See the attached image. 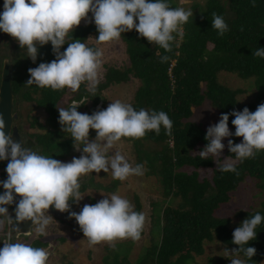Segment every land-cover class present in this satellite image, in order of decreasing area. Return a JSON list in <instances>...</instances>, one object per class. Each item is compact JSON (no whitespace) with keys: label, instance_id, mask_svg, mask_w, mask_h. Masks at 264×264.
Listing matches in <instances>:
<instances>
[{"label":"trees","instance_id":"1","mask_svg":"<svg viewBox=\"0 0 264 264\" xmlns=\"http://www.w3.org/2000/svg\"><path fill=\"white\" fill-rule=\"evenodd\" d=\"M2 2L4 0H0L3 8ZM168 2L172 7L191 8L193 12V16L182 26L184 37L179 42V47L173 43L172 51L165 52L158 45L150 44L140 37L134 29L122 33L119 40L124 45L126 63L118 68L106 67L95 96L81 84L80 89L72 92L69 98L71 102L88 100L90 106L87 114L91 115L94 111L106 109L103 97L99 95L102 89L125 82L132 76L138 80L130 102L133 108L137 111L141 108L165 111L173 122L171 136L166 135L161 126L159 135L150 131L141 139L123 138L130 142L134 151V165L144 164V175L155 178L160 194L158 199L149 201L147 242L133 264H195V257L203 254L205 243L216 240L225 248L235 249L238 246L232 243L234 229L257 212L264 216V197L255 209L235 211L233 216L238 221L233 225L230 217L215 213L221 204L229 200L230 192L246 177L254 179L255 186L260 192H264V151L257 152L255 158L236 161L235 155L228 151L227 142L231 139L234 144L238 143V137H227L225 154L235 160L239 175L234 172L221 173L217 165L212 167L211 156L203 160L195 154V149L200 151L207 143L204 139L207 127L191 119L192 108H198L202 104L214 111L219 119L223 113L241 111L245 107L254 112L259 104L264 103V59L252 55L257 47L264 48V0H255V7L252 6V0H191L187 6L179 0ZM2 11L3 9L0 12ZM213 12L221 15L228 24L229 30L222 37L211 26ZM88 35H92L94 39L98 36L94 22L80 24L69 33L68 41L73 38L86 43ZM177 40L179 41L178 36ZM86 44L95 47L93 44ZM37 47L35 63L19 47V51L13 49L8 54L0 51V63L2 59L8 60L13 110L16 111V104L22 99L33 102L45 113L43 122L35 116L31 117L28 127L36 132H29L27 135L34 137L38 144L34 147L26 142L27 147L58 160L72 148L71 137L60 142V136L63 135L64 139L68 134L61 130L57 110L65 89L53 91L35 84H26L30 78L29 68L55 59L50 42ZM66 47L67 44L63 45L61 51ZM163 55H168L170 59L161 63ZM220 71L235 73L240 78L252 77L253 99L238 101L236 96L240 89H230L219 83L217 73ZM16 118L18 120L20 117ZM232 119L234 117L229 115V130L234 133ZM54 124L56 125L53 127ZM46 128L52 130L47 138L46 133H43ZM50 137L54 139L51 143ZM59 144L61 147L57 151ZM182 167L190 170H182ZM197 168H211L210 179H198ZM90 182L91 177L87 179V183ZM115 185V181L110 185L114 188L112 193ZM84 186H87L86 183L82 184L80 191ZM95 187L100 186L95 184ZM131 200L134 210L140 211L139 196L133 194ZM95 203V200L90 201V204ZM0 238H5L4 233ZM26 239V236L21 235L17 240L14 238V242H25ZM131 243L129 239L118 241L116 250L107 246L110 254L103 257V263L129 264ZM30 244L41 247L46 242L37 237ZM247 246L256 249V254L251 260H247V264H264V221L257 226L256 238L249 241L245 247ZM241 258L247 259L242 254ZM204 264H227V260L221 256H208Z\"/></svg>","mask_w":264,"mask_h":264},{"label":"clouds","instance_id":"2","mask_svg":"<svg viewBox=\"0 0 264 264\" xmlns=\"http://www.w3.org/2000/svg\"><path fill=\"white\" fill-rule=\"evenodd\" d=\"M255 7V0H252ZM91 13L92 20L88 21ZM193 16L191 8L172 7L168 0H4L0 12V32L11 36L20 48H26L27 55L35 63L38 45L51 43L55 56L51 62H41L29 68L27 85L50 88L53 91L65 88L76 92L82 83L93 96L101 81V48L90 47L80 39L68 41L69 33L82 20L94 22L98 36L97 44L111 43L121 38L122 33L133 29L150 44H156L165 52L172 51V44L183 40V25ZM211 26L219 36L229 30L221 15L211 13ZM243 30V29H241ZM174 33L176 34L174 36ZM179 37V41L177 40ZM67 44L64 51L61 47ZM254 57L264 59V48L257 47ZM170 59L160 58L161 63ZM84 101H73L68 108L57 107L59 124L63 132L69 133L72 147L82 154L70 162L39 154L31 148L14 142L11 133L5 134V121L0 116V161L8 160L7 179L0 181L4 192L0 194V230L7 224L6 239L0 248V264H47L49 252L30 243L14 242L13 233L19 232L18 222L30 220L36 225L35 231L44 234L53 219L48 210L54 207L68 212L74 218L88 247L101 243L116 250L118 241L131 239L139 241L146 224V214L134 210L129 199L112 193L95 204H84L79 213L70 211L69 201L79 203L81 195L80 177L93 172H111L114 180L125 181L130 176H142L146 171L143 163H132L120 151L110 154L122 138L141 139L154 131L159 135L161 126L165 134L172 135V120L165 111L135 110L130 103L117 99L104 110L91 115L77 109ZM229 115L235 132L229 130ZM95 130V139L89 142V132ZM235 135L242 137L240 143L228 139V151L235 160L243 162L255 158L264 151V103L254 112L247 107L241 111L221 114L219 121L206 129V145L198 154L201 159L215 157L217 169L223 172L239 173L230 156L220 159L225 148L224 138ZM80 144L83 147H77ZM20 199L15 207V219L8 215L7 205ZM264 221L259 212L244 219L232 233V243L238 247L225 249V257H232L231 264H247L256 254L254 247H245L256 238V228ZM243 257L247 259H242Z\"/></svg>","mask_w":264,"mask_h":264},{"label":"rangeland","instance_id":"3","mask_svg":"<svg viewBox=\"0 0 264 264\" xmlns=\"http://www.w3.org/2000/svg\"><path fill=\"white\" fill-rule=\"evenodd\" d=\"M191 0H179L180 3H183L187 6ZM201 2L202 0H197ZM3 3V2H2ZM2 6H0L1 11ZM91 13L88 14V21H91ZM87 23L82 20L80 24ZM86 43L93 44L96 48H101L103 50L102 57V68H101V81L103 79V72L105 71L107 66H112L115 68L121 67L126 63L127 57L124 52V45L120 40L112 41L111 43L105 44H97L94 37L92 35H88L86 38ZM210 47V44H207ZM20 46L11 36L0 32V51L8 54L11 50L19 51ZM18 48V49H17ZM22 52L27 54L26 48L22 49ZM14 55V53H12ZM28 56V55H27ZM31 59V58H30ZM218 82L222 85L230 88V89H240V92L237 93L236 98L238 101L244 102L253 99L254 96V88H253V78H240L237 74L231 72L220 71L217 73ZM86 89V83H82ZM138 85V80L134 77H130L125 82H119L117 84H111L106 88L102 89L99 92V95L103 97V106L107 108V106L114 100H121L125 103H130L133 97V93L135 88ZM72 95V91L65 88V93L62 95L61 104L59 107L68 108L71 105L69 100ZM69 100V101H68ZM80 102V101H79ZM18 111L20 112V129L24 131L25 142H29L30 145L36 147L38 141L33 139L34 137H30L31 135H27L29 132H36L35 129L29 128L28 123L31 120V117L35 116L39 119L40 122H43L45 118V113L42 108L37 107L31 101H24L20 99L18 101ZM90 103L88 100H85V103L80 105L77 109L80 113H88V108ZM58 107V108H59ZM96 110V108H95ZM193 115L191 119L195 122H200L203 127H209L214 125L219 121L217 115L214 111L210 110L206 104H202L198 108H192ZM56 124L53 125V127ZM40 132V131H39ZM45 137H49L51 135L52 130L46 128L43 133ZM96 132L95 130H90L89 132V142L95 139ZM27 137V138H26ZM51 138V137H50ZM61 138V139H60ZM60 142L66 141L67 138H70V134L68 133L64 139L63 135L60 136ZM54 139H50V143ZM242 141V137H238V143ZM222 143L226 148V138L222 140ZM40 145V144H39ZM66 145V144H65ZM64 145V146H65ZM73 145V140H72ZM77 147H83V145L77 144ZM50 147V145H48ZM60 144L57 146L56 150H60ZM42 148V146H41ZM225 148L221 153L220 159L223 160L226 156ZM115 151H120L130 163L134 166V158L133 150L130 142L125 141L123 138L120 142L116 144V146L110 150V154ZM77 152V153H76ZM195 153L199 151L195 149ZM82 154L81 151L75 150V148H71L70 151L63 158L58 159L62 162H70L73 157H79ZM212 157V156H211ZM215 157H212V167L216 166ZM235 161L234 159H232ZM182 170L189 171L190 168L182 167ZM211 176V168H197V177L198 179L206 178L210 179ZM91 177V184L87 183V179ZM111 172L103 173L101 171L99 174L93 172L92 174L84 175L80 177V184L84 186L82 189L81 195H84L83 199L79 201V203H73V209L75 212L79 213L84 204H90L91 200H95L96 203L105 198L104 196H109L112 194L114 188L112 185L113 181L117 183L115 185V191L113 193H118L119 195L129 199L132 203V195L137 194L139 196V201L141 204V210L146 214L147 220L144 227V230L141 234V239L139 241H132L130 245V251L128 254L129 264H133L137 256L140 254L143 247L146 245V236L149 228V212L150 206L149 201L158 199L160 197L159 189L157 187L155 178L153 176H130L125 181L112 180ZM255 180L249 177H246L242 182L238 184V186L230 192V197L227 202L221 204L220 207L216 210V214L218 216L230 217L231 225L238 221L237 217L233 216L234 212L237 210H246V209H255L258 207L259 202L264 197V192H260L258 187L255 186ZM90 184V185H89ZM95 184H99L100 187H95ZM111 191V192H110ZM104 195V196H103ZM133 204V203H132ZM54 218V217H52ZM36 228V227H35ZM1 231V230H0ZM40 238L45 241L46 244L41 246L49 252V260L47 264H104L103 257L107 254H110V250L106 249L108 246L107 243H101L94 247H88L86 240L83 237V233L79 229V225L76 223L69 224L67 222H61V224L57 221V218L52 219L47 230L44 234H38L36 231L30 233L25 240L26 243H30V241L34 238ZM63 238L62 240L60 239ZM17 240V238H15ZM1 246V243H0ZM203 254L195 257V264H204L206 257L208 256H221L225 257L224 250H232L231 248H225L221 243L214 240L212 243H205L203 246ZM227 260V264H231L232 257H225ZM241 258V257H240Z\"/></svg>","mask_w":264,"mask_h":264},{"label":"water","instance_id":"4","mask_svg":"<svg viewBox=\"0 0 264 264\" xmlns=\"http://www.w3.org/2000/svg\"><path fill=\"white\" fill-rule=\"evenodd\" d=\"M12 104L13 94L11 92L9 64L7 59H3L0 68V116H2L5 121V134L7 135L10 132L13 141L20 142L17 130L13 125L16 112L12 110ZM30 225H32V221L30 220L18 222L16 227L19 229V232H14L13 236L28 233ZM2 247L1 245V248Z\"/></svg>","mask_w":264,"mask_h":264},{"label":"flooded vegetation","instance_id":"5","mask_svg":"<svg viewBox=\"0 0 264 264\" xmlns=\"http://www.w3.org/2000/svg\"><path fill=\"white\" fill-rule=\"evenodd\" d=\"M3 60V59H2ZM2 60H1V62H2ZM0 68H1V63H0ZM18 105V103L16 104V106ZM12 110H13V104H12ZM13 111H15V110H13ZM16 117L17 116H19L20 117V112L18 111V106H17V108H16ZM14 118L13 119V125L15 126V128H16V130H17V133H18V135H19V139H20V142H21V144H22V146H24V147H27L28 145H27V143L23 140V138H24V131H21V129H20V121H21V118H19L18 120H17V118ZM27 138V137H26ZM73 148V147H72ZM77 153V152H76ZM78 157V156H77ZM7 163H8V160H3V161H0V181H4V180H6L7 179V174H6V171H5V169H6V166H7ZM3 192H4V189H3V187H2V185H0V194H3ZM19 199H20V197L19 196H15V199H14V202H13V204H11V205H7L6 207H7V209H8V215L10 216V217H12L13 219H15V207H16V204L18 203V201H19ZM69 204H70V211H73V212H75L74 211V209H73V205H72V203H70L69 202ZM54 207H51L50 206V208H49V210H48V214L51 216V217H54L55 219L57 218V221L61 224V222H67V223H69V224H74L75 223V219L74 218H69V213L68 212H60V211H57V210H55V208L53 209ZM51 210H52V212H51ZM53 218V219H54ZM36 227V225H34V224H32V225H30V227H29V232L28 233H26V234H19V235H17V236H13L14 238H18L19 236H21V235H24V236H28L30 233H32V232H35V228ZM4 230V231H3ZM9 230V226L6 224L5 226H4V228L0 231V235L2 234V233H4V237L5 238H0V243H1V245L3 246V241L6 239V233H7V231ZM26 243V242H25ZM0 248H1V246H0Z\"/></svg>","mask_w":264,"mask_h":264}]
</instances>
